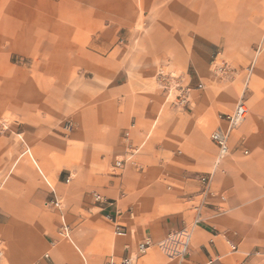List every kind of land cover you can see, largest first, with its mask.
<instances>
[{
    "label": "crops",
    "instance_id": "obj_1",
    "mask_svg": "<svg viewBox=\"0 0 264 264\" xmlns=\"http://www.w3.org/2000/svg\"><path fill=\"white\" fill-rule=\"evenodd\" d=\"M15 1L0 0V264H264V0ZM251 63L249 113L218 162V113ZM162 75L206 86L184 107ZM183 228L190 253L170 259L159 242Z\"/></svg>",
    "mask_w": 264,
    "mask_h": 264
},
{
    "label": "built area",
    "instance_id": "obj_2",
    "mask_svg": "<svg viewBox=\"0 0 264 264\" xmlns=\"http://www.w3.org/2000/svg\"><path fill=\"white\" fill-rule=\"evenodd\" d=\"M217 56L218 54L216 55L214 60L216 71L220 74L225 73L227 70V62L223 59L218 61L219 58ZM252 70L253 66H250L248 68V72L251 73ZM163 77L164 80L162 81V84L164 89L167 91L168 96L174 98L177 105L184 107L187 106L190 102V92L192 88L190 86H183L181 84L179 76H174L173 81L167 79V76ZM203 86V83H199L197 85V88H203ZM247 88V86L244 88V91L242 92L239 100L232 110L220 112L218 115L221 124L219 128L215 130L211 135L212 141L218 148V162L221 158L229 155L231 135L242 125L249 113V106L246 99ZM245 153H248V151H245ZM118 165L121 167H125L126 163L119 162ZM201 180L206 186H208L210 177L203 175L201 177ZM95 199L101 201L102 197L101 195L96 194ZM49 204L52 207L60 208L62 202L61 200L54 198L50 200ZM69 232V225L63 223L59 231L60 236L69 238ZM115 233L118 236H124L127 234V230L121 224L116 223ZM191 240L192 231L188 228H183L169 233L163 240L159 242V247L170 259L182 261L190 253ZM152 243L153 242L151 239H146L145 242H143L139 246V252L144 254L152 245ZM231 249L232 251H236L237 246L231 244ZM255 254L257 256L264 257V245L256 250ZM107 264H136V261L134 257L127 256L119 262L109 261Z\"/></svg>",
    "mask_w": 264,
    "mask_h": 264
},
{
    "label": "rangeland",
    "instance_id": "obj_3",
    "mask_svg": "<svg viewBox=\"0 0 264 264\" xmlns=\"http://www.w3.org/2000/svg\"><path fill=\"white\" fill-rule=\"evenodd\" d=\"M16 3H18V6L17 7H19L20 9L22 8V0H16L15 1ZM30 2H31V7L32 8H35V7H41V8H55V9H57V10H59V11H64V10H68L69 11V14H70V10H71V8H74L75 7V5H74V2L72 1V0H30ZM68 17H70V15L68 16ZM12 59L13 60H16V56H14V57H12ZM221 59H223V60H225L226 62H227V70H226V72L225 73H218L217 71H216V66H215V63H214V60H215V58L214 59H212V61H211V69H212V72H213V74L214 75H216V76H218V77H226L230 72H232V71H234L235 69L232 67V65L227 61V59L225 58H223L221 55H220V57H219V60L218 61H220ZM250 66H253L254 67V64H250L249 65V67ZM248 67V68H249ZM248 68L247 67H245L244 69H247V73H248ZM243 70H241V72H242ZM182 75H180L179 77H180V79H182V77H181ZM250 76H251V73H248L247 75H246V78H245V80H244V82L242 83V84H239V86H238V92H239V94H242V92L244 91V88L247 86L248 88H247V90L250 88V82H249V78H250ZM204 86H203V88L206 86L205 85V83L203 84ZM195 87H197V85H191V88L193 89V88H195ZM246 94H248L247 92H246ZM220 113V112H219ZM219 113H218V115H219ZM218 119H219V117H218ZM220 121V120H219ZM9 124V125H8ZM10 124H11V122L10 121H7V120H0V132H2V131H6L7 129H9L8 127L10 126ZM243 124V123H242ZM241 127V126H240ZM239 127V128H240ZM238 128V129H239ZM237 129V130H238ZM66 182H69L70 181V177H67L66 179Z\"/></svg>",
    "mask_w": 264,
    "mask_h": 264
}]
</instances>
